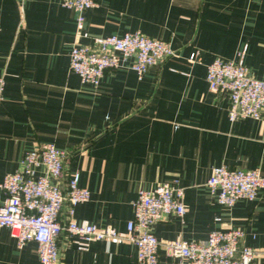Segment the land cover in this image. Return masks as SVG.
I'll return each mask as SVG.
<instances>
[{"label": "crops", "instance_id": "crops-1", "mask_svg": "<svg viewBox=\"0 0 264 264\" xmlns=\"http://www.w3.org/2000/svg\"><path fill=\"white\" fill-rule=\"evenodd\" d=\"M136 30L167 40L175 54L141 77L127 66L108 68L98 85L69 68L73 44ZM243 45L249 73L264 79V0H96L82 24L58 0H0V181L21 168L26 149L51 141L66 151L63 181L78 170L90 190L74 205L76 220L123 234L138 189L178 181L184 214H165L153 226L159 264H179L165 246L170 239L200 240L228 225L244 229L242 244L264 250V188L226 207L206 187L222 163L264 173V120H230L227 95L205 78L212 59H238ZM67 209L66 202L62 222ZM57 241L59 264H137L126 237L80 248L62 230ZM0 264H40L36 242L18 246L1 226Z\"/></svg>", "mask_w": 264, "mask_h": 264}, {"label": "built area", "instance_id": "built-area-1", "mask_svg": "<svg viewBox=\"0 0 264 264\" xmlns=\"http://www.w3.org/2000/svg\"><path fill=\"white\" fill-rule=\"evenodd\" d=\"M58 1L76 10L78 24L84 20V11L96 4V0ZM246 47L241 48V55ZM174 54L167 40L139 30L126 31L97 35L91 45L73 44L69 68L83 82L98 85L108 68L127 66L141 77L151 64ZM193 58L194 53L190 60ZM205 78L212 91L227 95L230 120L240 117L264 120V79L249 73L243 55L234 60L215 57L206 66ZM3 82L0 76V89ZM65 157L66 151L51 141L24 151L21 168L6 173L0 181V227L10 229L18 246L35 241L40 264H59L57 239L62 230L81 241L80 248H85L84 243L91 239L126 237L136 246L137 264H159V241L153 226L165 214H184V191L178 181H160L151 188L138 189L132 202L133 215L122 234L109 225L99 226L73 217L74 205L87 200L90 190L79 184L78 170H72L63 181ZM39 167L41 172H37ZM206 187L219 203L232 207L241 197L257 196L264 188V173L259 168L229 167L222 163L212 167ZM66 202L68 215L62 222L60 212ZM243 235L241 226L228 225L210 230L204 239L174 238L165 246L179 264H251L258 256L264 260V250L240 242Z\"/></svg>", "mask_w": 264, "mask_h": 264}]
</instances>
